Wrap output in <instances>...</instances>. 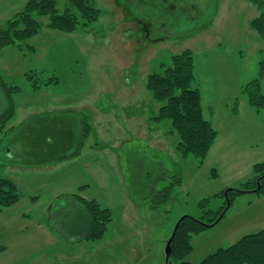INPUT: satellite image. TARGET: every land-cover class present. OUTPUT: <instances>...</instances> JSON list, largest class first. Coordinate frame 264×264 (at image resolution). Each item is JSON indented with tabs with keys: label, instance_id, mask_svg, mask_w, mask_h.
<instances>
[{
	"label": "rangeland",
	"instance_id": "374dc122",
	"mask_svg": "<svg viewBox=\"0 0 264 264\" xmlns=\"http://www.w3.org/2000/svg\"><path fill=\"white\" fill-rule=\"evenodd\" d=\"M57 1L60 14L71 7L70 0ZM151 1L96 0L99 20L72 34L51 30L48 18H40L39 34L21 51L0 50V76L20 89L12 94L14 131L0 135V177L12 179L24 194L0 210V245L6 247L0 264H167L168 242L184 216L202 215L203 199H210L205 210H219L226 198L216 194L256 176L254 166L264 162V110L251 108L243 91L260 79L264 60V42L251 26L257 7L248 0H196L191 10L180 11L166 3L156 16L167 29L162 32L149 21ZM27 2L0 0V28ZM187 49L205 118L219 133L201 167L194 156L178 153L170 121L151 120L160 104L146 87L150 74L162 73ZM32 72L40 81L56 76L60 83L36 91L27 79ZM261 89L264 94V78ZM6 96L0 85V116L10 106ZM83 117L92 128L89 140L78 156L58 162L76 151ZM177 176L183 184L173 199L153 209V195ZM66 194L112 210L103 240H72L50 222L60 211L63 231L77 221L78 202ZM262 230L264 195H238L216 226L192 237L185 261L199 263Z\"/></svg>",
	"mask_w": 264,
	"mask_h": 264
},
{
	"label": "trees",
	"instance_id": "16d2710c",
	"mask_svg": "<svg viewBox=\"0 0 264 264\" xmlns=\"http://www.w3.org/2000/svg\"><path fill=\"white\" fill-rule=\"evenodd\" d=\"M248 1L258 9L259 15L253 19L251 26L264 42V0ZM70 4L71 7L60 14L57 0H28L24 9L0 28V50L5 47H15L21 51L24 44L27 45L29 40L39 34L42 27L40 18H48L47 27L49 29L65 34L75 33L79 27L88 28L99 20L101 10L96 6V0H70ZM28 50L35 52L32 47H28ZM163 67L162 73H153L147 78V90L152 99L160 104L157 114L151 117V120L156 123L170 121L169 133L179 136L178 153L183 159L194 156L201 167L218 139V131L213 123L205 118L202 92L194 87L196 75L192 51L187 49L174 55L171 65H163ZM35 75L37 74L32 72L27 79L36 91L42 87L60 83V79L56 76L48 81H40ZM259 77L260 79L252 81L243 91L247 95L249 105L256 112L264 110V94L261 89V79L264 78V60L259 65ZM0 85L10 102L8 111L0 116V135L7 136L14 131V127L9 126L15 115L12 94L20 89L6 84L1 76ZM81 125L76 151L60 157L58 162L78 156L84 143L90 138L92 128L86 117L82 118ZM254 170L256 176L253 179L243 183L240 187L227 189L214 196L226 198L219 210L215 212L205 210L210 199H203L200 201V207L204 210L202 215L184 216L179 221L173 234L169 264H194L185 261L187 255L193 250L192 237L207 228L216 226L226 216L236 196L245 193L264 195V162L256 164ZM213 176H218V173ZM182 184L181 177H174L170 186L153 195L152 208L157 210L168 204L174 197L176 187H181ZM87 187L83 186L80 190ZM65 197L77 201L88 215L89 226L81 240L88 242L103 240L110 224L114 221L112 210L103 208L96 200H87L78 194H66ZM23 198L24 194L16 182L0 177L1 211L15 206ZM30 199L37 202L39 197L30 196ZM5 251L6 247L0 245V253ZM196 264H264V230L247 235L230 247L218 249Z\"/></svg>",
	"mask_w": 264,
	"mask_h": 264
},
{
	"label": "crops",
	"instance_id": "0c3cea01",
	"mask_svg": "<svg viewBox=\"0 0 264 264\" xmlns=\"http://www.w3.org/2000/svg\"><path fill=\"white\" fill-rule=\"evenodd\" d=\"M252 113H254V112H252ZM210 114H211V111H210ZM236 116H238L237 113L235 114V117ZM210 121H212V119H210ZM213 124H214V122H213ZM218 136H219V133H218ZM65 154H67V153H65ZM65 154H61L60 157L64 156ZM75 208L77 211H79L77 219H76L77 221L73 222L72 224L67 223L65 231L62 230L61 224H59V217H60L59 215H60V213H62V211L56 212V214H52L51 216H49V218H50V222H54V225L56 227L57 226L60 227V234L61 235L65 234L66 236H68L72 240L82 241L81 239L84 236V234L86 233L88 226H89V218H88V215L86 214V212L83 210L84 208L79 203L76 204ZM46 226L49 227L50 230H53L52 225H46Z\"/></svg>",
	"mask_w": 264,
	"mask_h": 264
},
{
	"label": "flooded vegetation",
	"instance_id": "af4514ba",
	"mask_svg": "<svg viewBox=\"0 0 264 264\" xmlns=\"http://www.w3.org/2000/svg\"><path fill=\"white\" fill-rule=\"evenodd\" d=\"M126 2H130V0H125ZM154 1V2H153ZM153 1H151L150 2V6H151V8H150V12H149V14H150V16L152 17V19L150 20L149 19V21L150 22H152V24H151V26L153 27V26H156L157 27V31H162V32H166L167 31V29L165 28V24H162L161 26L159 25L160 24V21H159V19H157L156 18V16L157 15H159V14H164L163 12H165V9H164V5H166V3L169 5H173V7L176 9V10H178L179 9V7H181V9H180V11H187L188 9L189 10H191L190 9V5H193V7L194 6H196L195 4H197V1L196 0H159L160 2H157L158 0H153ZM157 3H156V2ZM167 6V5H166ZM186 8H188V9H186ZM154 9H157V10H159V11H157V13L154 11ZM188 10V11H189ZM153 12H155V13H153ZM193 13L195 14V10L193 9ZM146 17V16H145ZM147 18V17H146ZM144 26H145V30L147 31V35H149L150 36V33H148V32H150L149 30H148V28H147V26H148V24H144ZM154 30V29H153Z\"/></svg>",
	"mask_w": 264,
	"mask_h": 264
},
{
	"label": "water",
	"instance_id": "95a60500",
	"mask_svg": "<svg viewBox=\"0 0 264 264\" xmlns=\"http://www.w3.org/2000/svg\"><path fill=\"white\" fill-rule=\"evenodd\" d=\"M173 238H174V235L170 239V241L168 242V248H167V264H169V260H170V256H171V252H172L171 243L173 241Z\"/></svg>",
	"mask_w": 264,
	"mask_h": 264
}]
</instances>
